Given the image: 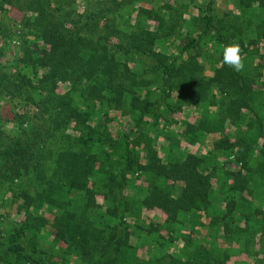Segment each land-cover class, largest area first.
Returning <instances> with one entry per match:
<instances>
[{"label":"trees","instance_id":"obj_1","mask_svg":"<svg viewBox=\"0 0 264 264\" xmlns=\"http://www.w3.org/2000/svg\"><path fill=\"white\" fill-rule=\"evenodd\" d=\"M137 1L0 0L22 12L0 23V264H226L232 250L198 241L202 227L251 256L239 264H264V0L222 16L186 0V17ZM235 42L240 72L222 63ZM185 105L197 122L174 116ZM210 134L205 151L180 150ZM143 230L158 245L147 259L130 241Z\"/></svg>","mask_w":264,"mask_h":264},{"label":"rangeland","instance_id":"obj_2","mask_svg":"<svg viewBox=\"0 0 264 264\" xmlns=\"http://www.w3.org/2000/svg\"><path fill=\"white\" fill-rule=\"evenodd\" d=\"M152 1V0H139L137 2H140L139 4L145 7L150 6L147 2ZM161 1H165V2H174V5H180V7H183L182 10L184 12H186L189 8L192 12H196V6L191 4L186 5L188 3H186L184 0L183 3H177V1L179 0H161ZM232 0H216V2L214 3V12L216 14H218L219 16H222L221 14H225L228 11H234L233 9V5H232ZM7 7V11H0V23L4 21L5 22H10L11 20H15V19H19L21 18L22 12L20 10H17L16 7L14 6H6ZM186 8V9H185ZM185 17L188 16V13L186 12V14H184ZM224 17V16H223ZM217 53L213 54V58L214 56H216ZM203 72L206 75H211L213 73L212 68L210 67V65L208 63L205 64L204 70ZM114 116L116 117V120L114 121L115 126L119 127V128H124L126 127V124L129 121V117L126 115L121 114L118 111H112ZM174 116H177L178 118H183L192 122H197L198 118H199V111L195 108V106L193 105H185L181 110H179L178 112H176L174 114ZM173 116V117H174ZM176 118V117H174ZM214 138L213 134L208 135V137L206 138V141L202 144L201 142L198 143H194V144H189V143H181L180 144V150L182 151H194V152H201V151H205L209 146H211V142L212 139ZM158 144V146L162 145H167L168 142H166V139L163 137H160L157 139L156 141ZM160 152H162V148H160ZM163 155V154H162ZM234 168V166H233ZM136 178L132 175V180H131V185L132 188L130 190V193L132 195L131 198V209L132 208H136L138 207L137 203V198L140 195V190L139 192H137V186H140L141 188V184H144L143 181V177L141 175H135ZM221 205V204H220ZM0 211H3L2 208H0ZM141 211V212H140ZM45 213H47L46 211H44ZM138 213L141 214V218L145 219L146 222H157V223H162L163 222V213L160 210L157 209H151V210H141L139 209ZM20 214H15L14 212H11L10 214V218H19ZM125 220L127 223L130 224V226L132 227L135 222L136 219L134 217V215H128L125 217ZM163 231H165L163 229ZM44 232L48 234L49 238L52 236L50 235L51 233V227L50 226H46V229L44 228ZM166 232V231H165ZM150 236L152 235H148L147 232L145 230H143L141 232V236H131L130 241L134 244L133 248H134V255L137 253L138 256L140 258H149L150 256V251H154L155 248L158 250V245L157 243H153L152 246L150 245ZM196 238H198V241H209L210 239H213L216 241V243L219 246H223L226 247L230 250H232L231 252H233L230 256V258L226 261V264H239L241 262L244 261H249L251 258V256H248L247 254H245L244 252H239V250H237V243L234 242L233 240H227L224 236H222L221 231H218L217 234L214 235V229H207V227H202L201 229H199L198 232H196L195 234ZM182 240L180 238H177L172 244V248H179V245L182 244ZM133 253V250H132ZM130 256V255H129ZM133 258V257H132ZM134 260V258H133ZM80 261L73 258V263L76 264H80ZM137 264V263H136Z\"/></svg>","mask_w":264,"mask_h":264},{"label":"clouds","instance_id":"obj_3","mask_svg":"<svg viewBox=\"0 0 264 264\" xmlns=\"http://www.w3.org/2000/svg\"><path fill=\"white\" fill-rule=\"evenodd\" d=\"M246 53L240 43H229L223 49L222 63L228 67L233 68L235 71L240 72L244 69Z\"/></svg>","mask_w":264,"mask_h":264}]
</instances>
